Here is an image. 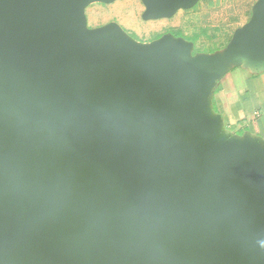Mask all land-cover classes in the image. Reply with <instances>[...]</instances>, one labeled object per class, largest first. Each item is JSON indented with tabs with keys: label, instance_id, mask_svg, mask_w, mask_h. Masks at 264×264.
I'll list each match as a JSON object with an SVG mask.
<instances>
[{
	"label": "water",
	"instance_id": "1",
	"mask_svg": "<svg viewBox=\"0 0 264 264\" xmlns=\"http://www.w3.org/2000/svg\"><path fill=\"white\" fill-rule=\"evenodd\" d=\"M80 1L0 0V264H264V182L186 131L207 68L133 66L73 33ZM240 41L264 45V2Z\"/></svg>",
	"mask_w": 264,
	"mask_h": 264
},
{
	"label": "rangeland",
	"instance_id": "2",
	"mask_svg": "<svg viewBox=\"0 0 264 264\" xmlns=\"http://www.w3.org/2000/svg\"><path fill=\"white\" fill-rule=\"evenodd\" d=\"M263 2L189 0L152 14L148 0H81L73 33L98 37L114 32L121 42L118 52L135 67L145 68L157 54L177 53L183 68L204 65L208 75L222 51L242 47L240 36L254 23Z\"/></svg>",
	"mask_w": 264,
	"mask_h": 264
},
{
	"label": "crops",
	"instance_id": "3",
	"mask_svg": "<svg viewBox=\"0 0 264 264\" xmlns=\"http://www.w3.org/2000/svg\"><path fill=\"white\" fill-rule=\"evenodd\" d=\"M218 59L189 95L186 131L205 159L264 182V45L222 51Z\"/></svg>",
	"mask_w": 264,
	"mask_h": 264
},
{
	"label": "trees",
	"instance_id": "4",
	"mask_svg": "<svg viewBox=\"0 0 264 264\" xmlns=\"http://www.w3.org/2000/svg\"><path fill=\"white\" fill-rule=\"evenodd\" d=\"M175 35H176V36H180L181 34H180V33H175ZM190 40H192V39H190Z\"/></svg>",
	"mask_w": 264,
	"mask_h": 264
}]
</instances>
